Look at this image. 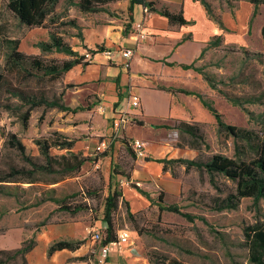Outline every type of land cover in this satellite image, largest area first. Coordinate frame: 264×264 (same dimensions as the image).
<instances>
[{"label":"rangeland","instance_id":"1","mask_svg":"<svg viewBox=\"0 0 264 264\" xmlns=\"http://www.w3.org/2000/svg\"><path fill=\"white\" fill-rule=\"evenodd\" d=\"M78 1L63 0L59 4L58 11L51 14L49 19L52 20L46 24L49 32L67 40L79 35L80 28L71 24L77 19L68 17L70 8L78 15L82 14L75 6ZM209 3L216 19L223 24L225 20L226 39L221 38L216 46L211 45L199 65L213 77L220 92L238 99L242 106L228 101L218 90L211 98L203 96L212 101L227 124L260 133L264 118V43L261 34L264 4H260L253 15L254 6L248 0H209ZM103 7L108 12L97 13L98 24L113 18L114 26L128 25L127 0H113ZM41 33L20 25L7 9L6 0H0V71L10 49L9 39L21 41L19 50L28 55L35 56L40 52L46 63H61L63 59L56 52L42 54L37 48L39 42H44ZM40 75L32 71L29 78L32 86H38L37 76ZM12 78L16 84L15 77ZM44 85L49 96H59L65 105L80 108L76 112L44 107L29 110L17 98L1 90L0 176L7 177L8 181L0 183V250H13L22 242L34 239L36 247L29 255L31 264H97L98 245L91 243L87 231L100 229L104 239L103 208L109 161L113 160L124 173L129 172L132 158L124 143L137 139L121 133L126 127L136 129L138 119L125 111L124 106L114 105L105 97V94L110 95L111 88L105 87V94H102L94 84L79 85L69 81L66 73L54 80L46 77ZM6 105H10V109ZM27 111L29 117L25 123ZM118 113L129 122L115 132L111 116ZM183 123L186 122H158L159 130L147 139L138 140L144 143L146 155L157 160L204 161L219 153L233 159L238 155L236 146H239V156H253L242 142H235L224 132H218L216 123L189 124L195 136ZM12 136L15 139L12 140ZM38 139H46L53 145L51 155L68 154L67 149L56 143L73 141L70 151L88 160L78 172L66 176L33 173L31 161L43 162L36 144ZM104 140L109 147L103 153L96 152V146ZM110 152L112 155L115 152L111 160L107 156ZM12 168L20 172L12 174ZM165 172L170 175V183L146 181L144 188L129 183L125 176L118 178L120 189L122 182L124 186L135 188L137 185L142 189L149 198V205L135 213V224H132L126 205L120 203L114 218L115 227L117 231L130 230L131 243L123 254L112 249L108 264H171L172 261L179 264H254L245 233L248 227L264 223V200L255 202L243 198L235 209L219 211L215 208L217 200L235 191L232 181L215 174L212 184L205 173L195 168L186 170L185 165L176 161L168 163ZM78 205L86 208L76 214L61 209ZM62 238L82 241L79 252L63 251L49 257V245Z\"/></svg>","mask_w":264,"mask_h":264},{"label":"trees","instance_id":"2","mask_svg":"<svg viewBox=\"0 0 264 264\" xmlns=\"http://www.w3.org/2000/svg\"><path fill=\"white\" fill-rule=\"evenodd\" d=\"M61 0H6L7 9L13 14L18 23L22 26L28 28H46V24L51 14L55 12L56 5ZM113 0H79L75 3V6L82 13H99L108 12L103 5L111 2ZM205 7L208 14L214 18V20L223 27L222 21L216 19V15L212 11V7L209 0H199ZM254 6V13H257L258 6L264 4V0H248ZM135 5H141L147 8L150 12H156L168 18L171 24L184 25L186 20L182 16V12L171 13L167 8H162L158 10L155 7L153 1L147 0H128L127 15H128V25L133 22V7ZM71 24L77 27L75 20L71 21ZM261 34L264 43V25L261 28ZM215 42L209 43L208 47L204 49L200 58L203 57L206 50H208L211 45L216 46L221 39L220 36H215ZM9 45V50L5 55V62L0 71V92L4 89L10 97L17 98L22 105L28 106V109H34L39 107H44L45 109H57L62 112L72 111L76 112L80 107L71 108L65 105L62 98L59 96H49L45 89L44 81L46 77L51 79H58L66 72L71 70L74 66L82 64L83 66L88 65L85 61L88 54H94L95 52H100L103 50V46L97 47L96 50L86 49V54L80 55L77 51L73 50L71 45L64 41L60 34H55L49 32V40L47 42H39L37 46L40 48L42 53L57 52L63 53L70 58L63 60L61 63L52 62L50 64L46 63L40 56L28 55L19 50L20 41L18 39H9L7 41ZM199 58V59H200ZM196 59L191 64H182L181 67L184 70H194L203 76V79L208 83L212 90H218L217 85L212 76L207 74L202 67H197L195 63ZM32 71L41 73L37 76L38 86H32L29 78L32 76ZM15 77L14 84L12 82ZM163 90L172 93H183L186 95L196 96L214 116L218 128V132H224L228 136L232 137L235 142H242L244 148H248L253 152L251 158H243L239 156V146H236L238 150V155L236 158H228L223 154H213L207 157L206 160L201 161L199 159H186L179 158L176 160H166L162 159L159 162L164 164L163 170L167 171V164L173 162H180L185 165L186 170L190 168H195L200 173H205L209 177V181L213 184V177L215 174H219L232 181L235 184V191L230 193L227 197L217 200L216 210H228L235 209L238 203L243 198H251L253 201L258 202L264 200V118H262V130L260 133L255 131L229 125L223 121L222 115L215 109L213 103L208 98L206 99L203 94L190 91L188 89H173L161 87ZM218 93L222 94L225 99L231 101L232 103L242 106V103L236 98L227 96L218 90ZM247 103L253 101H246ZM6 108L10 109V105H6ZM29 111L24 115V121L26 123L29 117ZM252 114V113H251ZM253 115V114H252ZM1 118V110H0ZM137 125H143L142 122L136 121ZM185 129L190 132L191 135L195 136L196 133L192 129V126L183 123ZM15 139L12 136V140ZM13 143V141H12ZM131 143H124L126 147L129 148L131 153V166L129 167V172L124 173L120 170L117 165L111 161L110 172L108 176L107 194L104 198V208H103V224H104V239L103 244L114 243L117 239V229L115 225V214L119 209L120 203L124 202L126 205L127 216L132 224H135V213H131L129 209V204L123 198L122 189L119 188L118 178L126 177L130 179L131 172L134 167V162L137 159L136 153L131 146ZM20 145V143H18ZM36 144L39 148L41 157L43 158L42 163H34L31 161L33 173L46 172L49 174H61L66 176L78 172L84 163L88 160L79 154L71 152L73 146V141L65 143H56V145L61 146L62 149H67L68 154L62 155H51L50 149L53 147L51 143L46 139H38ZM23 148L22 145H20ZM29 160V159H28ZM12 174H17L20 171L18 169L12 168ZM31 173V174H33ZM11 176V175H10ZM8 178L0 176V183L7 182ZM142 194L146 195L143 191ZM147 196V195H146ZM86 208L85 206L78 205L75 207L64 206L61 209L71 213L76 214L79 211ZM161 208V207H160ZM135 226V225H134ZM246 243L250 249L251 260L254 264H264V223L256 224L248 227L245 233ZM82 244V241L74 239H59L53 241L48 249L47 255L52 256L54 253L62 252L67 250L69 252H76ZM36 247V242L34 239H29L22 242L21 246L13 250H0V264H28L27 255ZM171 264H179L177 261H172Z\"/></svg>","mask_w":264,"mask_h":264},{"label":"crops","instance_id":"3","mask_svg":"<svg viewBox=\"0 0 264 264\" xmlns=\"http://www.w3.org/2000/svg\"><path fill=\"white\" fill-rule=\"evenodd\" d=\"M62 1L56 5L55 12L58 11L57 8ZM147 1H153L158 10L167 8L171 13L181 11L187 23L171 24L165 16L146 11V8L141 5H135L133 22L129 26L118 24L114 26L113 18L107 19L105 24H98L97 13L91 16L93 13L80 12L82 14L78 15L70 8L68 17L77 19L80 33L64 41L80 55L86 54V49L96 50L99 46H103V50L88 54L85 59L88 65L74 66L66 72V78L79 85L94 84L102 94H105L103 92L105 87L111 88L108 92L110 95L105 94V97L114 105L124 106L125 111L143 123L141 126L137 125L136 129L126 127L121 133L124 134L123 136L137 140L147 139L159 130L158 122L173 120H181L188 124L194 122L215 124L214 116L196 96L168 92L161 87L188 89L213 97L214 90L209 87L203 76L194 70H184L181 65L191 64L198 59L195 65L201 67L199 63L203 57L200 58V56L210 41L215 36H220L225 41V20L221 27L199 0ZM140 21L144 22L146 31L150 35V38L145 41L139 40L135 31V25ZM35 30L42 32L44 42L49 40V29L39 27ZM21 43L20 41V45ZM37 48L40 50L38 46ZM125 49L132 51L130 58L123 56L122 51ZM57 54L63 60L70 58L63 53ZM35 56H40V52ZM133 98L138 99L139 107L130 105V100ZM113 155L110 152L107 156L111 160ZM160 159L157 160L148 155L142 160L136 159L129 183L140 185V188H144L146 181L170 183V175L163 170V163L158 162ZM111 161H109L110 164ZM137 185L133 188L122 184L123 198L128 202L132 213L149 205L148 196L142 194L140 192L142 189ZM79 250L80 248L77 251ZM30 253L27 255L28 264H31ZM59 253L61 252L54 253L52 256ZM118 253L123 254V251Z\"/></svg>","mask_w":264,"mask_h":264},{"label":"built area","instance_id":"4","mask_svg":"<svg viewBox=\"0 0 264 264\" xmlns=\"http://www.w3.org/2000/svg\"><path fill=\"white\" fill-rule=\"evenodd\" d=\"M146 11L148 9L146 8ZM135 31L137 33V37L141 41H145L150 38V35L146 31V26L143 21L136 23ZM106 54H110L106 52ZM122 54L125 58H130L132 56V51L130 49H125L122 51ZM130 105L133 107H139V101L136 98L130 100ZM112 118V130L117 132L119 129H122L126 123H128V118L123 116L122 114H114L111 116ZM132 148L136 153L137 159H143L146 156L144 143L135 140L131 143ZM109 144L106 141L100 142L96 146V152L103 153ZM124 184L123 182L121 185ZM88 234H90L91 243L93 245H98L97 249V264H108V259L112 253V249L117 252H122L127 246L131 243V232L126 228H122L117 232V239L114 243L103 244V235L100 229L92 228L89 229Z\"/></svg>","mask_w":264,"mask_h":264}]
</instances>
